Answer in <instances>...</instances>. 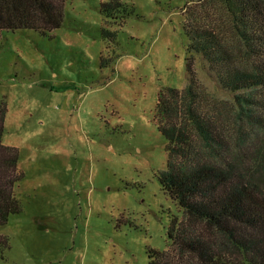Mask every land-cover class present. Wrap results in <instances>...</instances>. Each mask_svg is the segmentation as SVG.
<instances>
[{"label": "rangeland", "instance_id": "374dc122", "mask_svg": "<svg viewBox=\"0 0 264 264\" xmlns=\"http://www.w3.org/2000/svg\"><path fill=\"white\" fill-rule=\"evenodd\" d=\"M105 1L66 0L61 25L44 34L0 31L1 140L23 173L0 264H150L183 218L159 182L167 141L156 105L188 83L193 0H122L124 18L107 16ZM193 68L203 109L234 131L232 95L198 56ZM220 264L248 263L227 248Z\"/></svg>", "mask_w": 264, "mask_h": 264}, {"label": "trees", "instance_id": "16d2710c", "mask_svg": "<svg viewBox=\"0 0 264 264\" xmlns=\"http://www.w3.org/2000/svg\"><path fill=\"white\" fill-rule=\"evenodd\" d=\"M65 1L0 0V31L56 29ZM192 3L184 7L183 25L188 83L160 92L156 105L167 141L159 182L183 218L169 227L170 249L151 251L150 264H220L227 248L248 264H264V0ZM102 11L113 18L130 14L122 0L102 2ZM195 56L232 95L234 131L203 109ZM6 111L1 101L0 226L21 211L14 186L23 177L18 150L1 140ZM254 130L263 136L254 138ZM9 247L8 236L0 234V259Z\"/></svg>", "mask_w": 264, "mask_h": 264}]
</instances>
